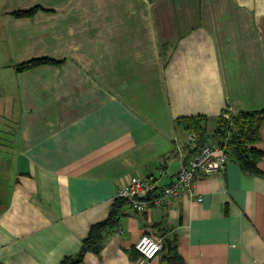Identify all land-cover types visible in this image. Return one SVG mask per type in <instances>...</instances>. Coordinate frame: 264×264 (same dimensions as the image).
Segmentation results:
<instances>
[{"label":"crops","instance_id":"obj_1","mask_svg":"<svg viewBox=\"0 0 264 264\" xmlns=\"http://www.w3.org/2000/svg\"><path fill=\"white\" fill-rule=\"evenodd\" d=\"M262 107L264 0H0V264H61L130 178L171 184L188 159L176 119L212 132L223 110ZM193 191L124 206L83 263L158 264L130 254L165 233L186 264H264V176L230 159Z\"/></svg>","mask_w":264,"mask_h":264},{"label":"trees","instance_id":"obj_2","mask_svg":"<svg viewBox=\"0 0 264 264\" xmlns=\"http://www.w3.org/2000/svg\"><path fill=\"white\" fill-rule=\"evenodd\" d=\"M40 10L44 9L35 6L28 10L15 11L13 16L16 18H30ZM44 64H55V61L47 57L37 58L23 62L17 65L15 69L18 72H23ZM208 121V117L201 115L176 119L177 127L182 125V129L187 135L191 134L196 137L195 147H186L188 150L187 161L207 142L216 141L226 144L228 159L235 160L245 172L264 176V172L258 166L264 153L255 147L260 138V129L264 121V107L257 110H242L236 113L225 109L218 116L212 132L208 130ZM0 142V145H2V141ZM3 143L5 144L4 141ZM126 205H128L126 199L116 197L107 217L91 225L82 241L79 252L74 256L64 257L61 264H84L83 258L87 252L99 254L104 246L106 236L119 225L123 208ZM154 226L158 227V225ZM164 235L165 233L162 235L163 247L157 255L159 256L158 264H186L178 251L176 237L174 235ZM138 254L136 250V253L132 252L130 255L131 258H136ZM139 256L141 257L140 254Z\"/></svg>","mask_w":264,"mask_h":264},{"label":"built area","instance_id":"obj_3","mask_svg":"<svg viewBox=\"0 0 264 264\" xmlns=\"http://www.w3.org/2000/svg\"><path fill=\"white\" fill-rule=\"evenodd\" d=\"M227 117V115H226ZM195 135L189 134L186 147H195ZM225 143L209 141L197 151L186 163H182L177 172L176 179L169 185L159 187L157 181L132 177L126 185L121 186L116 197L126 199L131 209L138 214L145 212L149 204L156 207L167 205L181 193L195 196L193 182L197 178L210 176L224 171L228 159ZM198 201L202 197H196ZM162 240L151 235L144 234L137 241L135 248L144 260H152L161 251Z\"/></svg>","mask_w":264,"mask_h":264}]
</instances>
